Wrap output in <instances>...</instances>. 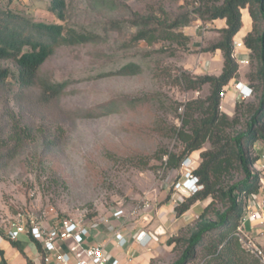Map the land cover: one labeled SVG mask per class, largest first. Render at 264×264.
<instances>
[{
    "label": "rangeland",
    "instance_id": "374dc122",
    "mask_svg": "<svg viewBox=\"0 0 264 264\" xmlns=\"http://www.w3.org/2000/svg\"><path fill=\"white\" fill-rule=\"evenodd\" d=\"M196 5V0H65L60 10L53 0H0V6L34 21L63 23L91 37L59 47L42 65V77L66 85L60 97L49 101L39 88L23 89L16 64L2 61L8 75L0 82L1 237L9 238L20 214L48 220L85 218L110 231L117 207L130 211L148 199L155 212L170 200L172 183L181 174L167 168L165 152L182 150L175 127L181 126L185 104L208 91L197 94L179 81L181 73L195 64L199 49L181 39L137 41L139 27L133 20L154 16L170 23ZM192 17L193 21L196 15ZM192 21L177 30L186 32ZM126 65L136 67L123 73ZM255 66L250 61L241 69L249 84L246 74L255 73ZM251 83L252 98L236 99L238 110L234 106L228 111L226 102L221 110L239 117L235 130L247 127L252 107L259 102L260 81ZM15 130L21 133L19 140L12 136ZM257 145L262 143L256 144L254 153ZM233 174L227 183L239 177L238 171ZM222 208L218 202L210 216ZM193 218L188 215L173 236L182 240L169 244V238L166 251L143 257L141 263L137 255L131 257L137 264H175ZM135 223L131 220L126 226ZM242 264L258 263L247 256Z\"/></svg>",
    "mask_w": 264,
    "mask_h": 264
},
{
    "label": "trees",
    "instance_id": "16d2710c",
    "mask_svg": "<svg viewBox=\"0 0 264 264\" xmlns=\"http://www.w3.org/2000/svg\"><path fill=\"white\" fill-rule=\"evenodd\" d=\"M196 2L192 10L170 23L154 16L136 17L133 21L139 29L134 39L145 40L150 44L181 39L188 44L189 36L177 29L189 25L193 19L192 14L205 21L226 19L227 27L218 31V41L205 49H220L223 52L222 73L218 76L195 75L184 71L179 77L180 83L187 90L200 91L206 84H210V89L207 96L192 99L185 104L181 126L175 127V135L183 148L179 152L166 151L165 164L168 169L180 170L184 159L192 158L196 151L200 153V162L194 164L193 171L200 178L203 189L175 207L177 216L184 214L197 201L210 198V202L195 218L188 235L183 237L185 248L175 264H192L197 260L201 264H242L250 255L241 248L234 232L246 213L250 196L259 190V174L254 170L258 155L254 150L257 143L264 145V0ZM53 4L62 10L65 0H53ZM243 9L248 10L252 19V29L245 36L244 44L250 51V61L256 62V72L246 76L253 88L251 82L255 79L260 81L261 95L258 104L252 107L247 127L235 130L239 117H230L219 106L221 92L240 77V65L234 54L235 36L243 27ZM58 14L63 17V11ZM90 38V35L66 28L63 23L34 21L17 11L0 6V82L8 75V69L2 67V61H13L18 67V80L23 89L39 88L48 101L58 98L66 85L42 77V65L59 47L85 43ZM134 67L126 65L122 72H131ZM239 107L238 101L235 108L238 110ZM14 132L12 136L19 140L21 133L16 130ZM235 171L239 172V177L233 183H227V178L234 177ZM173 192L172 186L169 196ZM218 202L223 208L215 210L214 217H211L210 213ZM179 240L182 239L172 237L169 244ZM37 244L41 251L40 244ZM28 264L34 263L28 259Z\"/></svg>",
    "mask_w": 264,
    "mask_h": 264
},
{
    "label": "built area",
    "instance_id": "2783aa9c",
    "mask_svg": "<svg viewBox=\"0 0 264 264\" xmlns=\"http://www.w3.org/2000/svg\"><path fill=\"white\" fill-rule=\"evenodd\" d=\"M230 87L236 90L239 101H246L254 96V88L249 83L235 80L221 92L220 110L224 109V100ZM259 146L263 148L257 153L258 159L254 164V170L259 174L260 187L257 193L250 196L246 213L234 235L247 254L255 258L258 264H264V145ZM193 168L194 162L191 157L183 160L180 168L181 177L172 183L174 195L170 201L174 207L180 205L186 198L178 192L180 186H184L191 195L203 189L200 178L194 173ZM153 210L154 206L148 199L136 204L130 211L117 207L112 213L116 221L113 225V233L100 242L91 240L93 230L99 227L97 224H91L90 220L68 217L48 220L34 213H29L27 216L20 214L18 221L8 232V237L18 240L22 234H28L32 239L40 242L44 264H120L119 259L111 257L107 246L112 241H116L120 247H126L129 242L123 233V228L131 220L149 222ZM248 221L255 223L248 228L246 226ZM154 232L141 229L135 236V241L148 247L154 240Z\"/></svg>",
    "mask_w": 264,
    "mask_h": 264
},
{
    "label": "crops",
    "instance_id": "0c3cea01",
    "mask_svg": "<svg viewBox=\"0 0 264 264\" xmlns=\"http://www.w3.org/2000/svg\"><path fill=\"white\" fill-rule=\"evenodd\" d=\"M242 20L243 27L240 31L242 29L245 30L244 36L241 40L237 39V35L240 31L235 36L234 55L240 65V77L235 80L247 83L245 80V74L241 71L242 67L250 62V51L244 44L245 36L252 29V19L247 9L242 10ZM225 27H227L226 19L205 21L199 17L194 18L191 25L187 27V31L184 32L190 38L189 44L192 46V49H199L197 60L193 67L189 69V72L195 75L211 74L215 76L222 73L224 66L223 52L220 49L215 51H207L205 49L209 44L218 41L220 35L218 31ZM209 89L210 84H206L202 90L196 91V93L200 94L202 91L207 90L209 94ZM236 99L237 92L234 88L230 87L224 100V103H227L228 111H231L234 108L236 105ZM262 148L258 146L257 153L261 152ZM192 160L195 165L199 164V151L192 154ZM173 195L174 194H172L171 197H173ZM209 202L210 198L204 201H197L188 211L181 216H177L173 203L168 199L164 204L158 207L155 212L152 211L150 214L151 220L149 222L138 221L133 227L125 226L123 228V233L129 244L126 247H120L116 241H112L107 246L111 257L119 259L120 264H137L136 258L131 257L132 254L134 256L137 255L141 263L143 257H152L155 254L158 255L159 253L166 251V248L168 247L167 241L169 238L177 235L180 229L185 226L187 223V216H194L193 219H195ZM254 223V221H248L246 226L249 228L253 226ZM160 226L165 229V233L159 235L158 238H154L148 247H144L135 241V236L141 229H146L151 232L155 231ZM111 230L102 229L101 227L97 230L94 229L91 240L93 242L103 241L113 233ZM13 243H15L17 247L14 246ZM37 243L40 244V242L34 241V239L28 234H22L18 240H12L10 238L5 239L0 236V264H28V259L34 264H44L41 258L42 246L40 244L41 251H39Z\"/></svg>",
    "mask_w": 264,
    "mask_h": 264
},
{
    "label": "water",
    "instance_id": "95a60500",
    "mask_svg": "<svg viewBox=\"0 0 264 264\" xmlns=\"http://www.w3.org/2000/svg\"><path fill=\"white\" fill-rule=\"evenodd\" d=\"M178 192L180 193V194H182L184 197H186V198H188V197H190L191 196V193L184 187V186H180L179 188H178ZM165 233V229L162 227V226H160V227H158L156 230H155V232L153 233V236H154V238H158V236L159 235H162V234H164Z\"/></svg>",
    "mask_w": 264,
    "mask_h": 264
}]
</instances>
